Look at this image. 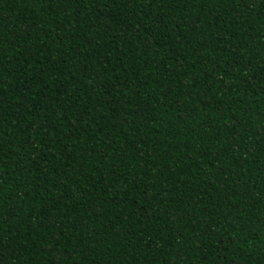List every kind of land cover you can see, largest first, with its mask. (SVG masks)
<instances>
[{
    "label": "trees",
    "instance_id": "obj_1",
    "mask_svg": "<svg viewBox=\"0 0 264 264\" xmlns=\"http://www.w3.org/2000/svg\"><path fill=\"white\" fill-rule=\"evenodd\" d=\"M0 264H264V0H0Z\"/></svg>",
    "mask_w": 264,
    "mask_h": 264
}]
</instances>
